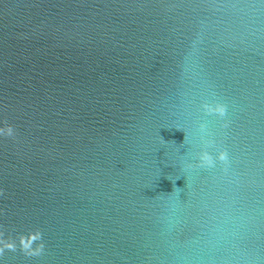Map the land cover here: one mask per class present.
<instances>
[{"label": "water", "instance_id": "water-1", "mask_svg": "<svg viewBox=\"0 0 264 264\" xmlns=\"http://www.w3.org/2000/svg\"><path fill=\"white\" fill-rule=\"evenodd\" d=\"M5 122L0 264H264V0H0Z\"/></svg>", "mask_w": 264, "mask_h": 264}, {"label": "clouds", "instance_id": "clouds-1", "mask_svg": "<svg viewBox=\"0 0 264 264\" xmlns=\"http://www.w3.org/2000/svg\"><path fill=\"white\" fill-rule=\"evenodd\" d=\"M202 109L207 114H216L219 117L223 118L227 114V105L219 100H214L213 102L204 101L201 104ZM6 123V122H5ZM228 126V122L225 121L224 127ZM201 131L206 130V125L200 124ZM0 135H5L9 138H15L16 129L7 125L5 128H0ZM186 138V134H185ZM184 138V139H185ZM216 141L212 139L204 140L203 146L201 150L196 154L197 156V164L193 165L192 163H187L185 165L186 168H193L196 166L199 167H214L216 160L218 159L225 166L229 164V154L226 149L221 148L216 156L214 157L211 152H209L208 148L215 146ZM225 171H227V167H225ZM0 195H3V189H0ZM18 241L20 249L23 251L25 255L28 256H39L44 252L45 245L43 243L42 232L39 228L35 230H30L29 232L20 233L18 235ZM35 244V247L33 246ZM17 248L16 239H13L11 236L5 237L4 232L0 231V255H3L5 249L15 251Z\"/></svg>", "mask_w": 264, "mask_h": 264}]
</instances>
